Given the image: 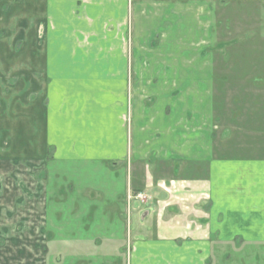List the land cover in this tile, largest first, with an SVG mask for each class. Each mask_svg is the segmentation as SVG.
Segmentation results:
<instances>
[{
	"label": "crops",
	"instance_id": "0c3cea01",
	"mask_svg": "<svg viewBox=\"0 0 264 264\" xmlns=\"http://www.w3.org/2000/svg\"><path fill=\"white\" fill-rule=\"evenodd\" d=\"M3 94L0 174L38 160L95 175L59 187L94 191L95 218L55 226L93 264H210L215 245L264 243V0H0ZM131 191L149 201L127 240ZM10 202L0 264H48L45 217Z\"/></svg>",
	"mask_w": 264,
	"mask_h": 264
},
{
	"label": "rangeland",
	"instance_id": "374dc122",
	"mask_svg": "<svg viewBox=\"0 0 264 264\" xmlns=\"http://www.w3.org/2000/svg\"><path fill=\"white\" fill-rule=\"evenodd\" d=\"M7 101V104H10V98L3 94L0 96V101ZM6 117L2 119L5 121ZM7 130V129H5ZM1 154L5 155V153L9 152L8 144L1 146ZM52 153H49L51 155ZM51 156H47V160L49 161ZM3 163V171H7L10 174H0V214L4 215L5 205L3 202L9 203L10 199H20L25 200L26 207H9L7 214L14 215H35V216H44L46 221L47 228H50L51 232L49 233V239L46 244L43 246V250L46 254H48V264H93L94 257L88 255L87 245L84 243H80L78 240L72 239H64L66 241H57L56 237V229L55 226L58 223V219L65 220L68 216H77L80 218H95L97 207L95 206V202L93 201L95 198L94 191H85L86 199L82 196V194H78L72 196V193H68L71 198L69 199L65 196V192L59 191V187L61 188V184L66 182L67 184L73 183L72 180L76 181L75 178L79 177V184H85L89 182H93L95 184V175L91 173V169L78 168L70 171L67 176L64 173L57 174L58 169H51L50 174L46 176V173H42L41 175L38 173L39 169H44L45 165L44 161H32L31 164H27V162L19 163L16 167V171L19 172L18 176L12 175L10 167L4 166ZM12 164H14L12 162ZM30 166V167H29ZM82 167V166H80ZM86 167V166H85ZM38 169V170H37ZM92 179V180H91ZM76 182H74L75 185ZM40 184L43 186V193H45V197L42 195V189L39 187ZM46 185L48 186V190L45 191ZM39 188V189H37ZM15 189L17 194L13 196H9L7 191ZM66 191L67 189L64 188ZM27 194V195H26ZM141 194V195H139ZM139 195V196H138ZM44 198V199H43ZM65 198V200L60 203V200ZM45 201V202H44ZM86 201L90 202L86 203ZM149 201V197H147L144 193H137L131 191L127 195L126 199V207L125 213L128 217V224H124L126 227L125 236L127 240L131 239L133 224L131 223V218L134 213V203L138 202L141 205H145ZM75 225H77L74 220L72 221ZM81 226V225H80ZM86 228L89 227L88 224L85 225ZM239 246V242L233 243V245H215L213 248V257H211L210 264H264V243H240V250L237 248ZM75 250V252H74ZM75 254V255H74ZM83 254V255H82ZM87 254V255H86ZM106 259H104L102 264L107 263L110 258L113 259L111 264H123L121 256L113 255L110 252L108 253ZM107 256V255H106ZM99 263V262H98ZM107 263V264H110Z\"/></svg>",
	"mask_w": 264,
	"mask_h": 264
},
{
	"label": "built area",
	"instance_id": "2783aa9c",
	"mask_svg": "<svg viewBox=\"0 0 264 264\" xmlns=\"http://www.w3.org/2000/svg\"><path fill=\"white\" fill-rule=\"evenodd\" d=\"M139 195H141V194H139ZM139 195H138V196H139ZM141 197H142V195H141Z\"/></svg>",
	"mask_w": 264,
	"mask_h": 264
}]
</instances>
